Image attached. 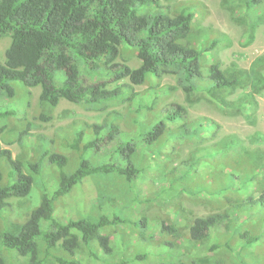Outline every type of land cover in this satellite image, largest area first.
I'll list each match as a JSON object with an SVG mask.
<instances>
[{"label":"trees","instance_id":"trees-1","mask_svg":"<svg viewBox=\"0 0 264 264\" xmlns=\"http://www.w3.org/2000/svg\"><path fill=\"white\" fill-rule=\"evenodd\" d=\"M255 2L250 0L249 8ZM194 22L189 6L172 15L161 0H0V38L11 36L6 61L0 63V97H15L13 84L19 83L26 89L40 86V103L52 109L65 99L100 110L109 102L127 103L134 113L126 130L115 119L87 125L64 139L62 149L46 151L44 157L60 171L57 187L42 194L25 222L12 223L2 234L0 264H8L4 250L12 253L11 264H23V258L29 264H85L99 260L93 248L111 253L112 226L137 222L106 213L93 220L53 217L56 200L78 184L97 182L102 186L94 187L96 201H89L100 210L116 204L142 208L140 183L155 187L159 206L173 208L166 209L171 223H153L160 233L166 228L174 233V240L158 244L159 254L172 259L168 264H224V254L236 264H264V251L256 249L264 245V133L217 138L219 122L190 112L203 100L214 101L225 115L252 122L256 96L264 93V55L248 69H223L215 55L208 61L218 40L199 38ZM123 50L133 52L140 65L118 63ZM164 75L176 77L185 104L165 103L174 88L135 90ZM237 89L241 93L228 99ZM186 145L191 149L184 153ZM66 149L77 154L75 162ZM2 156L13 167L7 185L0 175V208H6L8 199L30 194L34 179L11 150L0 146ZM40 167L38 162L31 169L39 173ZM104 182L115 190L108 192ZM184 196L220 209L190 218L186 206L175 202ZM143 215L142 224L151 220Z\"/></svg>","mask_w":264,"mask_h":264},{"label":"rangeland","instance_id":"rangeland-1","mask_svg":"<svg viewBox=\"0 0 264 264\" xmlns=\"http://www.w3.org/2000/svg\"><path fill=\"white\" fill-rule=\"evenodd\" d=\"M250 0H161V4L167 7L174 15L182 7H190L196 14L195 28L199 29V38L206 37L207 43L217 39L215 47L208 53V61L215 55L223 69L229 71L235 69H248L253 60L258 56L264 55V0H257L255 8H249ZM252 4V3H251ZM253 5V4H252ZM208 31V32H205ZM202 31V32H201ZM209 36V37H208ZM218 37V38H215ZM11 44L9 34L0 38V63L6 61V49ZM122 56L117 59L118 63H126L131 67L140 65L136 55L128 50L122 51ZM126 59V60H125ZM18 94L12 98L0 97V146L9 149L13 157H17L23 164V171L33 176L34 182L29 195L25 197H12L8 199L9 206L0 208V247L2 245L1 236L11 228L14 222H25L31 212L41 203L42 194L47 192L53 194L58 184L59 169L55 165L49 164L44 157L50 147L61 148L64 139L71 137L74 133L87 126L103 124L115 119L120 120L122 129H128L126 124L130 120V110L126 104L108 103L105 110H100L96 104L86 102H70L61 99L53 109L48 105L40 103L41 87L35 86L26 89L19 83L13 84ZM156 85L157 90L172 89L171 95H167L165 103L181 102L186 103L184 92L178 86V81L174 75H164L160 79H150L144 84L135 85V90L148 93L151 86ZM111 86L108 85V88ZM176 90V91H175ZM30 91V93L28 92ZM237 89L231 99L241 93ZM258 106L255 118L249 120L244 116L229 117L218 108L214 101L203 100L202 102L190 107L192 117L202 115L210 116L222 126L217 138L225 133H237L243 138H248L257 131L264 133V93L256 96ZM124 115L123 119L119 116ZM42 116H49L44 120ZM31 125V127H29ZM92 133V128L87 130ZM22 133V135H20ZM264 147V145H262ZM62 149V148H61ZM191 149L186 145L184 153ZM65 152L76 161L77 154L68 149ZM41 162L40 172L35 173L31 166ZM13 167L8 163L4 156L0 157V175L2 185H7L12 181L10 175ZM106 183V184H105ZM108 192L114 191L112 184L104 182ZM98 182L94 185L78 184L70 193L55 201L53 217L62 221L70 218L86 217L91 220L97 218L101 213L117 214L129 221L126 224L120 223L112 226L110 230L111 243L113 245L111 253H104L97 248L99 260H91L85 264H168L170 260L165 255L159 254V243L166 239L174 240V233L167 228L160 233L159 226H154L156 221L165 220V226L172 222L171 215L165 208L159 206L153 193L155 187L147 183H140L143 189L141 201H144L142 208H120L116 204L115 208H93L89 199L94 201L96 187H100ZM95 187V188H94ZM126 200V199H125ZM186 206L187 216H204L211 212H216V208L211 203L206 204L190 197H181L175 200ZM130 203V202H129ZM181 209V208H177ZM187 211L192 213L188 214ZM143 214H147L153 222L147 221L142 224ZM47 223L42 221V231L47 229ZM187 235V232L184 231ZM154 235V237H153ZM141 236L142 238H138ZM256 249L264 251V245ZM4 250V249H3ZM9 260L12 253L4 250ZM54 254L60 255V252ZM224 258V264H236L230 255ZM76 257V256H74ZM185 263L188 259L183 257ZM8 260V264H11ZM23 264H29L28 258L21 259Z\"/></svg>","mask_w":264,"mask_h":264}]
</instances>
